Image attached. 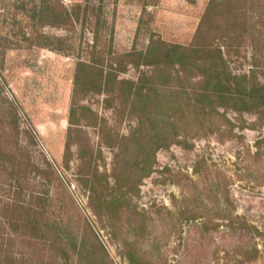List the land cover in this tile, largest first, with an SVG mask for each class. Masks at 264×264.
Instances as JSON below:
<instances>
[{
    "label": "rangeland",
    "instance_id": "rangeland-1",
    "mask_svg": "<svg viewBox=\"0 0 264 264\" xmlns=\"http://www.w3.org/2000/svg\"><path fill=\"white\" fill-rule=\"evenodd\" d=\"M209 1L62 0L24 41L0 0V264H264V34L239 28L264 9ZM218 48L236 97L206 95Z\"/></svg>",
    "mask_w": 264,
    "mask_h": 264
},
{
    "label": "trees",
    "instance_id": "trees-1",
    "mask_svg": "<svg viewBox=\"0 0 264 264\" xmlns=\"http://www.w3.org/2000/svg\"><path fill=\"white\" fill-rule=\"evenodd\" d=\"M53 1V2H49ZM246 1V2H245ZM248 0H210L208 3V8H210L213 4L217 3L219 6H222L225 11H229L232 9L233 5L236 3L237 9H239V12L242 9V14H246L247 8L246 3ZM252 6L257 4L258 7L264 9V0H251ZM49 2V3H48ZM234 3V4H232ZM207 8V9H208ZM15 9L17 10L16 13H18L15 17H18L19 14L25 16L26 18L31 20V27L32 31L23 30V40L24 41H32L34 38L30 37V35L37 34L39 37L47 38L49 37L46 33H40L35 29L36 25H53L55 27H61L60 24L64 23L63 17L68 20H72V14L70 10L65 6V4L62 2V0H43L41 2H37L36 0H16L15 3ZM50 19V22H48ZM254 17H243L240 19L239 22V28L241 30H247L248 27H252L253 30L257 33V38L254 39L258 42H260L261 36L264 34V21L258 22L253 20ZM264 20V19H263ZM260 23V24H259ZM33 25V26H32ZM261 27V29H260ZM223 36L224 40H230V39H239L240 43L243 41H247V37L244 36H233L232 35V26L229 23H226L225 27L223 28ZM56 37V36H55ZM59 38V37H56ZM60 39V38H59ZM240 45V44H239ZM42 48H48L50 47L48 42L39 44ZM262 47L264 48V42L262 44ZM176 48L179 47H173L172 49H166L164 52L165 57L172 58L176 54L178 55V60H176L174 63L182 64L185 62V60L190 61L191 57H193L189 52L191 51H200L203 52V50L198 49H192L191 51H188V49H182V51H178ZM217 55L216 57H204L202 60V64L206 66L207 71L209 75L205 76V82H206V95H220V97L223 98H229V97H236L237 92L233 89L234 83L231 77V73L228 71L227 62L225 60L226 52H223L222 48H218L216 50ZM173 61V60H172ZM246 78L247 75H244ZM261 89L264 90V83H260ZM144 98L149 99L148 94H143Z\"/></svg>",
    "mask_w": 264,
    "mask_h": 264
}]
</instances>
